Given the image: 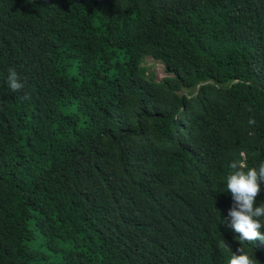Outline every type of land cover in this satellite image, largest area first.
<instances>
[{
    "label": "trees",
    "instance_id": "trees-1",
    "mask_svg": "<svg viewBox=\"0 0 264 264\" xmlns=\"http://www.w3.org/2000/svg\"><path fill=\"white\" fill-rule=\"evenodd\" d=\"M241 153L264 163V0H0V264H227L239 247L264 264L228 226Z\"/></svg>",
    "mask_w": 264,
    "mask_h": 264
},
{
    "label": "clouds",
    "instance_id": "clouds-1",
    "mask_svg": "<svg viewBox=\"0 0 264 264\" xmlns=\"http://www.w3.org/2000/svg\"><path fill=\"white\" fill-rule=\"evenodd\" d=\"M7 84L13 92L24 87L14 69H9ZM249 124L254 125L255 120L250 118ZM244 155L241 153L242 159L230 164L232 171L227 176V191L231 193L233 199V205L228 211V217L231 220L228 226L239 233L240 244L256 239L264 241V235L259 231L261 227H264V223L260 220L264 217V202L254 206L261 191L260 184L264 182V163L259 165L258 170L255 167L249 168L243 159ZM222 222L227 224V220ZM227 264H255V261L249 253L239 247L236 252H232Z\"/></svg>",
    "mask_w": 264,
    "mask_h": 264
},
{
    "label": "rangeland",
    "instance_id": "rangeland-1",
    "mask_svg": "<svg viewBox=\"0 0 264 264\" xmlns=\"http://www.w3.org/2000/svg\"><path fill=\"white\" fill-rule=\"evenodd\" d=\"M144 65L149 69L148 76L157 82L168 76L163 64L152 57L147 58Z\"/></svg>",
    "mask_w": 264,
    "mask_h": 264
}]
</instances>
